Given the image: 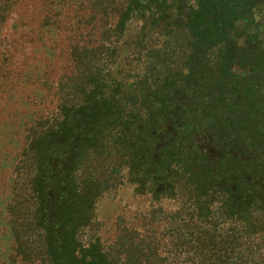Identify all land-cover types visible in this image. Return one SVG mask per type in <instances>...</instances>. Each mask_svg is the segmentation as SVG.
<instances>
[{
    "label": "trees",
    "instance_id": "16d2710c",
    "mask_svg": "<svg viewBox=\"0 0 264 264\" xmlns=\"http://www.w3.org/2000/svg\"><path fill=\"white\" fill-rule=\"evenodd\" d=\"M144 1L154 13L107 54L111 67L101 63L87 82L75 87L23 155L17 169L32 207L29 238L44 250L49 264H117L103 245L97 204L127 178L137 193L150 191L157 195L155 200L175 189L189 192L191 196H173L180 209L171 245L187 255L185 264H264V159L262 170L251 171L259 187L251 181L255 196H197L200 184L188 183L185 177L200 176V169L201 175H210L213 186L220 184L213 178L214 168L218 174L220 166L209 161L211 169L204 172L201 153L188 147L202 131L200 116L197 121L192 117L204 112L202 102L197 99L190 106L187 99L186 108L181 100L191 95L187 91L194 81H202L200 76L218 72L198 69L200 52L180 56L174 68L168 52L208 46L213 38L203 37L204 31L213 28L214 11L222 8L218 0H197V8L190 0ZM221 1L242 2L226 6L236 16L264 2ZM182 65L190 66L188 72ZM206 87L210 92L203 98L219 94L220 103L228 98L224 87L217 92L212 85ZM243 168L242 181L248 185L249 173Z\"/></svg>",
    "mask_w": 264,
    "mask_h": 264
},
{
    "label": "rangeland",
    "instance_id": "374dc122",
    "mask_svg": "<svg viewBox=\"0 0 264 264\" xmlns=\"http://www.w3.org/2000/svg\"><path fill=\"white\" fill-rule=\"evenodd\" d=\"M189 5L197 8L198 1L190 0ZM146 14L144 0H0V264H49L44 250L29 238L32 207L18 181L21 160L30 141L56 118L75 87L87 82L101 63L111 67L107 54L122 46ZM204 32L203 37L214 36L206 29ZM192 52L171 48L168 61L176 67L180 56ZM252 52L256 75L251 84L244 85L241 100L248 104L246 110L258 113L264 110V51ZM142 70L138 69L140 74ZM199 116L192 115L194 121ZM239 116L241 119L243 114ZM219 123L206 120L203 131L212 133ZM230 128L235 129L233 124ZM226 134L231 141L232 131ZM256 138L255 148H259L260 136ZM249 143L246 140L245 146ZM248 155L238 152L235 159L241 164L231 160L225 167L227 181L238 188L236 195ZM185 177L192 184H211L212 180L207 173ZM247 193L256 195L252 187ZM173 196L191 195L175 189L174 194L155 200L149 194L137 193L127 178L104 194L97 204L100 235L112 260L117 264L186 263L187 255L175 252L171 245L180 209Z\"/></svg>",
    "mask_w": 264,
    "mask_h": 264
},
{
    "label": "flooded vegetation",
    "instance_id": "af4514ba",
    "mask_svg": "<svg viewBox=\"0 0 264 264\" xmlns=\"http://www.w3.org/2000/svg\"><path fill=\"white\" fill-rule=\"evenodd\" d=\"M216 4L223 10L219 9L217 11H214L215 13L212 17L214 26L213 28L209 26L210 30L208 27L207 29L209 30V32H211L212 35H214V32H217V34L212 37L213 40L208 46L202 48L201 50L197 49L200 51L196 50L195 53H201V57L197 59V61L199 62L198 69H207L210 71L211 69L214 70L216 68L218 73H214L213 77L206 74L205 76H200L201 78H203L202 81H194V84L192 85L193 88L189 87L188 81L186 83V85L189 87L187 93L191 94L192 96L183 95L181 100L184 105L186 104L187 99H189V103L187 105L194 103L204 94L210 92L206 87V85L208 84L215 87V92H217L216 89H219L218 87H224L225 90L222 92L228 95V98L225 101L221 102L222 104L219 101V94H215L214 97L211 98H208L206 96L202 99L201 108L203 107L204 112L200 115L199 121V126L201 127L202 131L200 132V136L198 138H195V143H192V140L190 145L188 143V147L191 146V149H194V146L195 148H197L199 153H201V168H208V170L211 169L209 161H211L214 165L220 166L218 169L219 175L217 174V170L215 168L213 171L215 174L213 178L220 181V184L218 183L216 184V186H213L210 183H199L200 191L196 195L208 196L210 194H213V196H217L218 194H221L222 196H244L248 188L252 187V183L257 188H259L257 184L258 182L257 180H254L255 177L254 174H251V171L262 170L263 167L262 165H260V161L261 159H264V110L259 109L258 113H250L251 111L249 108H247L246 110V106L248 104L241 100L244 85H249L253 76L256 75H254V68L250 59L252 58V51H254V49H260L264 51V2L256 3L255 7H246L245 9H242L241 12H239V16H236L234 14V11L226 9V6H228V4H230L232 7L233 5L235 6L237 4L241 5L242 2H224L218 0ZM154 11L155 10H147L146 16L151 15V13H154ZM143 25L144 23L139 25V28L143 27ZM147 26H150V24H148ZM154 30L155 28L153 27L152 32ZM153 35L156 36L157 33L155 32L153 33ZM143 36H145V34ZM140 38H142L141 33L139 34V39ZM135 39H137V37ZM177 66L173 67L177 68ZM182 66L185 68L183 71L185 73L188 72L187 69L190 66ZM234 73H236V75H234ZM224 75L225 77L223 78ZM258 75L261 76L260 74H257V76ZM219 76L222 77L224 85L222 84V82L220 85ZM212 100H215L214 102L217 104V107H215L214 109L212 108V105L214 103H211ZM248 112L249 114H247ZM237 113L243 114V117L240 119L239 114L238 116H236ZM206 120L212 121L213 125L220 122L219 125H215V129H213V132L210 134H206L203 131V123ZM230 122H232L233 127H235L234 130L230 128L232 127V124ZM253 122L255 123L254 125H252ZM219 128L221 130L217 131V129ZM230 130L234 134V137L231 138V141L226 138L228 137L226 133L229 134ZM191 132V129L187 131L188 136L190 137H192ZM257 135L260 136L259 148H255V145L258 142L256 138L258 137ZM248 139L250 140V145L245 146L246 140ZM232 143L234 144L233 146ZM244 146L246 147L245 149ZM238 152H248L249 155L245 162V168H247V166L250 167H248L249 183L248 185H246V182L240 180L239 182L242 183V185L239 187V195H236L234 192L237 191L238 188L232 185L233 183H229L227 181V178L225 176V167L231 160L240 162L239 164H241L240 159H235V155H237ZM197 170H199L198 172H200L201 177V170ZM208 170L204 169V172ZM251 181L253 182L251 183ZM146 194L157 196L152 194L150 191H146V193H144L143 195ZM166 194L168 193H162L160 196Z\"/></svg>",
    "mask_w": 264,
    "mask_h": 264
}]
</instances>
